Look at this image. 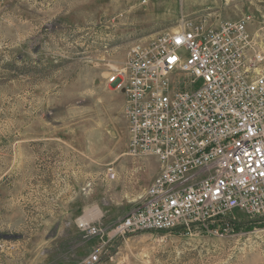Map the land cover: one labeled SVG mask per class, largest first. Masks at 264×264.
<instances>
[{"label": "rangeland", "instance_id": "1", "mask_svg": "<svg viewBox=\"0 0 264 264\" xmlns=\"http://www.w3.org/2000/svg\"><path fill=\"white\" fill-rule=\"evenodd\" d=\"M200 15L249 16L264 51V0H0V264H264V218L237 210L217 233L111 237L160 164L127 153L108 79L132 44ZM93 209L104 239L79 227Z\"/></svg>", "mask_w": 264, "mask_h": 264}, {"label": "built area", "instance_id": "2", "mask_svg": "<svg viewBox=\"0 0 264 264\" xmlns=\"http://www.w3.org/2000/svg\"><path fill=\"white\" fill-rule=\"evenodd\" d=\"M249 21L188 18L132 44L113 69L108 81L124 95L127 153L153 156L160 168L111 237L217 233L213 224L236 210L264 218V51ZM79 227L87 236L109 234L89 221ZM98 259L94 252L85 263Z\"/></svg>", "mask_w": 264, "mask_h": 264}, {"label": "bare ground", "instance_id": "3", "mask_svg": "<svg viewBox=\"0 0 264 264\" xmlns=\"http://www.w3.org/2000/svg\"><path fill=\"white\" fill-rule=\"evenodd\" d=\"M88 213H90L89 217L88 216H84L81 218V222H88V220L91 218V216H95V215H98V211L97 210H92V211H89Z\"/></svg>", "mask_w": 264, "mask_h": 264}]
</instances>
